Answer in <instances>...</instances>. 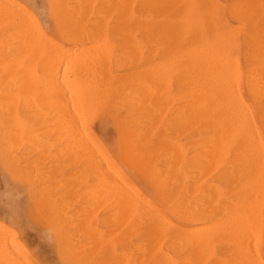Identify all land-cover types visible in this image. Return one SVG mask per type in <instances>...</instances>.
I'll return each instance as SVG.
<instances>
[{"label":"bare ground","instance_id":"1","mask_svg":"<svg viewBox=\"0 0 264 264\" xmlns=\"http://www.w3.org/2000/svg\"><path fill=\"white\" fill-rule=\"evenodd\" d=\"M243 2L246 3H240V6L250 3ZM48 3L49 22L45 26L46 24L39 23V20L34 22L33 18V21L27 22L26 16L29 9L25 8V5L0 0V66L2 65L4 68L7 65L6 70L14 75L18 73V77L25 75L28 70L31 71L32 69L33 71L34 67L32 68L31 65H29L28 70L26 69L29 63L28 60L26 67L19 68L17 64L23 58V52L30 51V49L25 50L26 47L28 48L29 45L37 47L38 51L34 50L36 47H33L34 49L30 47L31 53L33 51H35L34 53H40L38 63H40L41 76H37L39 81L35 79L39 83V90L37 91L34 86V92L40 91L38 94L43 96L44 102L49 105L48 110L44 107L46 111H44L45 109L41 110L43 106L39 107L42 111L39 112L44 114L43 119L46 116L50 119V121L45 119V122L49 121L48 124L51 126L44 125V122L42 129L46 131L44 127H47L51 130L53 135L50 134V131H46L49 139L50 136H55L60 141H62L61 139L67 140L69 144L79 145L80 148V145L84 146V144L86 145L87 142L90 143L94 139L88 127L89 117L95 112L116 111L120 105L125 106L126 115L118 119L120 128L125 134L119 155L131 167L142 171L153 186L155 202L142 196V193L135 189L121 173L116 174L117 182L115 183L110 178L114 169L112 167L113 160L107 158L104 159V162L102 161L104 163L102 165L104 172L103 195L108 199H116V205L119 206L117 212L119 213L120 208L123 217L128 213L139 224L140 222L148 223L147 233L149 239H147L151 244L150 249L147 247L148 252L145 251L147 253V256H145L147 257L146 262L142 260L133 263L129 257L120 254L110 255L107 259L104 256L106 260L103 259V261L105 260V264H200L201 250H203L201 248L203 243L210 238V236L209 238L205 237L207 232L203 234L208 225L200 227L203 214L200 196L198 197L197 172L202 167V163L204 161L205 163L225 161L228 165L225 170L228 177H240L241 182L239 183L250 190L254 186L253 191H255L256 185L259 186L257 182H260L261 177L264 176V138L260 130L261 127L264 129V14L247 13L242 10L243 8L240 11L237 10L233 13V16L240 22V27L233 30V28H230L231 25L228 27L226 24H219L217 16L195 10L192 0H48ZM176 4L182 6L180 11L173 10ZM93 13L94 15L91 16ZM31 15L33 16L32 13ZM236 25L238 26V24ZM155 33H158V39L163 38L165 41H160V46L165 43L163 47L166 48L164 50L167 49L168 53L170 52V57L166 61L162 60L163 65L160 63L153 65L149 62V58L145 53L147 62L143 68L134 69L124 76L116 74L110 69L111 61L120 55L125 56L136 49L148 48L149 43L154 38L152 35H155ZM87 41L92 42L91 47L90 45L88 46L90 48L83 46L84 49L78 53L76 51L77 54L75 53L74 60H71L69 54L72 49L70 51L64 45L74 43L79 46L84 45ZM242 43L243 49L240 47ZM167 51H165V54H167ZM241 51L247 61L245 68L242 67L236 55L237 52L241 53ZM25 52L24 56L26 57ZM11 55L18 57L15 58L17 62L12 61L10 63L11 58H14L10 57ZM37 56L39 57V55ZM30 58V61L33 60L32 57ZM35 62L33 61V66L37 64L36 58ZM64 63H66V66L68 65L69 70L62 74L60 73V67ZM14 64L19 68V70L16 69L18 72L14 71L16 68H14ZM21 70H24V72L22 73ZM29 71L25 76L31 73ZM9 72L7 75H10ZM4 77L9 79L14 76L9 77L2 74L1 79H4ZM6 79L5 81L8 80ZM25 79L26 82L29 79L27 86L30 85L31 78L27 77ZM121 80L122 83L120 84L119 81ZM1 81L4 85V81ZM13 81L16 82V80ZM12 82L11 85L16 84L14 82L12 84ZM243 83L248 89L251 103L243 96L241 90ZM31 85L35 84L31 83ZM12 88H9V90ZM28 88L25 86L26 92ZM20 91L22 92V90ZM31 91L33 90L28 91L27 94ZM35 93L31 96H35L37 94ZM10 94L11 99L16 100L18 95L16 96V93L15 95H13L14 93ZM3 95L0 92V143H7L10 139V133H13L12 129L17 126L16 128L21 132L20 129L25 126L26 119L24 122V119H20L16 114L17 125L13 126L10 132L11 125L9 126V123L14 122L12 118L11 121L9 119L12 116L10 113L12 110L9 104L3 103ZM30 97L28 96L27 100ZM30 99L32 100V98ZM35 100H38V98ZM159 100L164 102L175 101L177 103L176 115L172 119L173 127L181 131L191 132L190 136L192 138L189 144L176 141L168 143L167 148L171 158V167L163 172L154 169L153 162L155 163V161L149 155L148 140L145 137L147 128L151 124V119L146 117H152L153 108ZM11 102H13L11 106L16 108L17 103L15 101ZM12 109L14 115L16 112L14 108ZM37 112L32 111L31 108L30 113L35 114ZM36 116L34 115V117ZM39 117H36L38 122L37 120H34L36 123L32 121L35 123V127H38V124L41 123ZM26 124L28 125V123ZM32 126L34 128V124ZM29 128H32L31 125ZM35 129H33L34 132ZM27 130L28 132L24 129L30 140L29 136L36 132L33 133L28 128ZM42 130H40L41 132L38 130V132L42 133ZM19 131L17 130V133ZM20 132L17 134L18 137L21 134ZM36 138H34L35 141ZM43 139L45 140V137ZM43 139L41 141L44 142ZM47 139L46 136L45 141L51 140ZM202 139H205V144L202 143ZM31 141L33 140L31 139ZM200 141L202 146H200ZM18 145L17 147H19ZM88 145L90 144L83 147L85 151H88L86 149V147H89ZM103 157L105 156L103 155ZM116 175L113 176L116 177ZM263 178L262 180H264ZM255 180H257V184L254 182ZM260 183L261 186L264 185V182L263 184L262 181ZM257 186L256 192H252V194L259 192ZM210 189L212 188L210 187ZM209 192L212 191L209 190ZM260 192L262 196L264 192L262 190ZM246 196L243 199H247V201L244 202L245 200L242 199L241 201L244 203H237L239 204L238 206L236 204L238 209L234 211L237 213L239 206H241V212L237 214L242 213L243 216L240 215V218L243 217V219L239 220L246 221L247 224L239 222L247 227L250 222H253L252 219L255 218L254 214L257 211L253 209L255 206H250L251 201L257 200L258 195L257 198L252 196L253 199L249 195ZM248 197L251 199L249 202ZM108 199H105L106 202H108ZM234 202L236 203V201ZM245 203H247L246 206L251 207V211H248V208L246 211L244 209L245 212L242 210L246 207ZM255 203L253 202V204ZM57 207L59 208V206ZM256 207L258 209V206ZM106 211H108L107 208ZM231 211L233 214V209ZM243 213H247L250 219H247L249 217L245 218L247 214L244 215ZM122 214L120 216L118 214L119 217H116L120 218ZM128 214L125 216L127 217ZM237 214L232 215L233 218L229 214L231 221L227 218L232 225L238 221L239 216ZM234 218L237 220L232 223ZM121 219H117V222ZM212 224L215 225L214 222ZM231 224L227 223L230 228L232 227ZM205 226L207 227L205 228ZM229 227L227 228L229 229ZM211 228L213 229L214 226H211ZM221 230H218L219 233H224ZM4 235L6 237L8 234L0 235V259L6 261L7 264H29V260L24 262L19 260L21 257L16 259L18 250L14 249L16 251L14 253L12 247L9 249L13 251L14 256L12 251L8 252L7 248L10 246L5 244V242L7 243V237L4 238ZM23 249L26 250L24 246ZM72 258L74 257L72 256ZM88 258L90 257H86V259ZM83 259L85 258L82 257L80 260ZM4 261L3 264H5ZM68 263L70 264V262ZM71 263H74V261L71 260Z\"/></svg>","mask_w":264,"mask_h":264},{"label":"rangeland","instance_id":"2","mask_svg":"<svg viewBox=\"0 0 264 264\" xmlns=\"http://www.w3.org/2000/svg\"><path fill=\"white\" fill-rule=\"evenodd\" d=\"M192 1L195 6L194 7L195 10L208 12L217 16L219 24H226L228 25V27L231 25L230 28H233V30H237L240 27L239 26L240 22L238 21V19H236L233 16L234 15L233 13L237 12V10L240 11V9L243 8L242 10L247 13L264 14V0H254V1L253 0H242V1L241 0H204L203 2L201 0H192ZM243 1H247L250 3L248 5H244L245 7L240 6L241 4L246 3ZM8 2H12V4L13 3L21 4L22 6L25 5V8L29 9L28 11L27 10L26 11L28 12V15L30 17L27 15V12L25 13L28 16V17L26 16L27 22L33 20L34 22H36V20L39 21L42 20L43 24H46L45 26H47L49 22L48 0H13V1L8 0ZM196 2L198 3V5ZM14 7L16 8L15 5ZM180 9H182V6H180V4L178 5L176 4L173 8V10H179V11ZM216 9L218 12L216 11ZM31 13L33 14V16L31 15ZM93 15L94 13L91 14V16ZM236 24H238V26ZM50 34L52 33L50 32ZM155 35H152L155 39L152 38L151 43H149L148 48L150 50L148 48H139L132 51L130 54L125 55L129 57L120 55L118 58L113 59L111 61L110 69L113 70L114 73L124 76L130 73L134 69L143 68L147 62L145 58L146 57L145 53L147 54L150 63H152L153 65L159 63L163 65L162 60L166 61L170 57V52L168 53L167 49L164 50L166 48L163 47L165 46V43H162V46H160L161 42H163L164 39L163 38L158 39L157 37L158 33H155ZM157 39L159 40L158 42L160 41L161 42L158 43L156 41ZM89 45L91 47L92 42L87 41L86 43H84V45L82 44L79 46H76L74 43H67L64 46L69 50L72 49V51L70 50L71 53L69 54V56L71 57V60L72 59L74 60L73 57L76 56L75 55L76 51L78 53L80 52V50H83L84 47L90 48L88 47ZM73 46L75 48H72ZM30 47L31 45H29L28 48L26 47L25 49V50L30 49V51H26V52L24 51L26 53V57L24 56V52H23V56H22L23 58L20 60V62L18 61V64L16 63L19 68H23L26 67L25 65H27V60H28L29 63L26 69L27 70L29 69V65H31L32 68L34 67L33 71L32 69L31 71L28 70L29 72H31L29 73L28 76H25L27 75L28 71L26 72L25 75L23 74L20 75V77H18V73H15L17 75L16 76L13 73H10L8 70H6L7 65H5L4 68L2 67V65L0 66V84H1L0 92L4 94L3 95L4 100L2 99V101H4L3 103L9 104L11 110L13 111L12 108H14V111L16 112V113L14 112L15 113L14 116L11 111L10 113L12 114V116L10 118L8 117L10 121L12 118L13 121L15 122V123L12 122L13 125L9 123V126L11 125L10 132H11V128L17 125L15 120L16 114L20 117V119L23 118L24 122L26 119L25 126L20 129L22 130L21 132L19 131L18 128H16L17 126L14 127L12 129L13 133H10V139L12 137L13 138L11 140L9 139L7 143H0V148L2 147L0 149V156H1L0 157V230H2L0 232V235L8 234L6 236L7 243L5 242V244L10 246V247L8 246L9 248H7L8 252L14 249L18 250L20 254L19 252H16L14 250V253L15 252L16 254L18 253V257L16 255L15 258L17 257L16 259H18L19 257H21L23 259L20 258L19 260L24 262H26L25 260H27V262L29 260L28 262L29 264H69L68 262H70V264H75V263L83 264V261L84 264H105V260L108 258V256L114 254L124 255L127 258L129 257V259L133 263L135 262L138 263L142 260L146 262L147 257L145 256H147L146 252H148L147 247H149V249L151 247V244L148 241L149 239L147 233V229L149 228L148 223L140 222L139 224L128 213H126L128 214L127 217L125 216L126 214L123 217V214L120 213L121 211L120 208H119V213L117 212L119 206H117L118 204L116 205L117 203L116 199L114 198L108 199L105 195H103L104 172L102 165L104 164L103 162L107 158H109L113 160L112 167L114 168V169L112 168L113 169V171L111 172L112 177L110 176V178H112V180L115 183L117 182L116 174L121 173L122 175H124V177L127 178L130 184L134 186L135 189H137L140 193H142V196H144L148 200H151L152 202H155L153 186L149 181V179L147 178V176L142 171L134 169L128 163L123 161L119 155L121 149V143L123 142L125 134L124 131H122V129L120 128L118 119L119 118L121 119L126 115L127 112L126 107L120 105L119 109L117 108L116 111L95 112L91 117H89L88 127L92 132V136L94 137V139L93 141H91L93 142V144H91V142L90 143L87 142V144H90L88 145L89 146L88 148L86 147L88 151L87 150L85 151V148L83 149V147L86 146L87 144L86 145L84 144V146L80 145V148L82 146V149L80 150L79 145H74L73 143L69 144L67 140L64 139H61L62 141H60V139H58L55 136L51 137L50 134L53 135L51 133V130L47 129V127H44L46 131L47 130L48 132L50 131L49 134L51 139L50 140L47 135V132L44 130L46 132L45 134V132L42 130L44 125L51 126L50 124H48L50 119L47 118V116L46 118L44 117L43 119L42 116L44 114L40 113L45 108L46 109L49 108V105L47 102H44L43 96H40L38 94L40 91L37 92L39 90V83H37V81L39 80H37L38 79L37 76H41L40 63H38L40 61V53L37 52L34 53L35 51H38L36 46L31 47V48L36 47L35 49L33 48L35 51H33L32 49L33 52L31 53ZM240 47L241 49L244 48L243 43ZM165 51H167V54H165L166 53ZM37 55H39V57ZM236 55L240 60L242 67L245 68L247 61L244 53L241 51V53L237 52ZM14 56L11 55L10 57H14ZM30 57H32L33 60L30 61L29 60L31 59ZM15 58L18 57L11 58L10 63L12 61L17 62V60L15 61ZM35 58L37 60V64L33 66V61L35 62ZM23 61L26 64H24ZM133 61L134 63L132 64ZM64 64L60 67V73L62 74H64V72L69 70L68 65L66 66V63ZM17 65L14 64V68L16 67L14 71L16 69L19 70V68H17ZM21 65L23 66L21 67ZM37 65L39 68L37 67ZM26 69L24 70L26 71ZM17 70L15 72H18ZM24 70H21L22 73L24 72ZM8 72L10 73V75H7ZM2 74L4 75L6 74V76L9 77L11 76L14 77L9 79L7 77L8 80L6 79V77H4V79H1ZM27 77L31 78L29 83L30 85L31 83L35 84L33 86L31 85L33 89L32 87L30 88V85L27 86L29 81V79H27L26 82L25 78ZM18 78H21L20 80H22L23 82L20 81ZM39 78L41 79V77ZM5 79L7 81H5ZM35 79L37 81H35ZM1 80L4 81V85H2L3 83ZM13 80H16V82ZM31 80L34 81L31 82ZM12 81L16 84H13ZM11 82L13 85H11ZM119 83L121 84L122 80L119 81ZM36 84H38L37 85L38 87L36 86ZM25 86L26 88L28 87L30 88V89L28 88L29 90L27 89V92L30 90L33 91L27 94L25 90ZM34 86L37 88L36 91L37 94L34 92ZM9 88L12 89L9 90ZM20 90H22V92ZM241 90L244 98L249 103H251L252 100L245 83L241 85ZM10 93H14L13 95H15L16 93V96L18 95L19 97L15 96L16 100L11 99L12 96L10 97L11 95ZM34 93L38 96L36 95L31 96L34 95ZM28 96L29 97L31 96L30 98H32V100L29 98L28 101L27 100ZM34 97H36L35 99L38 98L39 101L35 100ZM11 101H15V103H17L16 108L11 106L13 105V102ZM42 106L43 108H41L42 110L41 111L39 107ZM31 108L32 111L35 110L36 112L37 111L40 112L39 113L37 112L35 114H33L34 112L30 113ZM176 108H177V103L175 101L164 102L162 100H159L155 105V107L153 108L152 117L151 116L146 117L151 119V124L149 125V128H147V131L145 133V137L148 140V152L150 157L155 161V163L153 162V165L155 166L154 169L160 170L162 172L165 169L167 170V168L170 169L171 167V158L167 148L168 143L170 141H176V142L189 144V142L192 139L190 136L191 132L181 131L176 127H173L172 119L174 115H176ZM23 109L28 113L21 112L24 111ZM46 109L44 111H46ZM34 115L40 116L39 122L41 123L38 124V127L40 129H37L38 127H35V123H36L35 121L38 118L36 119L37 116L34 117ZM155 115L157 118L156 117L154 118ZM45 119H48L49 121L45 122ZM32 121H34L35 123H33ZM26 123H28V125ZM29 124L31 125L32 128H33L32 125L34 124V128L37 129V132L35 129L36 133L33 131L34 128L33 129L29 128L30 127ZM27 128L30 129L31 132L33 131V133H35L32 136H29L30 140L26 134L28 132ZM15 129H17L21 133L19 134V137L17 135L19 132L17 133V130ZM24 129L27 132L24 131ZM38 130L39 131L42 130V133H39ZM260 130L264 138V129L261 127ZM30 133L28 134L30 135ZM46 136L50 141H45ZM20 137H23L25 140ZM26 137L28 140L26 139ZM31 137L34 138L37 137L36 141L34 138ZM44 137L45 140L43 139ZM38 138L39 140H37ZM56 138L58 139L57 141L59 142L56 141ZM20 139H22L23 142ZM31 139L33 141H31ZM41 139H43L44 142L41 141ZM201 141H203L202 143H204L205 139H202ZM201 141H200V146H202ZM65 142L66 144H64ZM17 145L19 147H17ZM103 155L105 157H103ZM204 163L205 161L202 163V167L197 172L198 175L197 179L199 182L198 197L200 196L199 199L202 204L201 207L203 214L202 215L203 221L201 220L202 222L200 227H204V225H208V227L205 226V228L207 227L209 232L206 228L203 234L207 232V236L205 235V237L209 238L210 236V238L209 240L203 243V247L201 248L203 250H201L200 264H264V194L262 193L261 196V192H260V190L264 192V185L261 186L260 183L262 181L263 184L264 180H262V178L264 176L261 177L260 179L261 181L259 180L260 182H257V180L254 181L255 183L257 182L259 185V186L256 185L259 189L258 190L259 192L256 193L258 195L257 200H259V202H257V200L255 199H254L255 201H251V199L248 197V202L249 201L252 202L250 206L251 207L252 205L255 206L253 209L257 211L255 212L256 214H254L255 218L254 219L251 218L253 222L252 223L250 222L249 224L250 226L247 225L246 227L239 222V221L241 222L243 221V220H239V219H243V217L240 218L241 216H243L242 213L240 214L241 216L238 215L241 212L240 211L241 206H239L240 208L239 211L237 212L238 214L235 213L236 211L234 210L238 209L237 206L239 204L237 203H241L242 202L241 200L245 198L246 195L250 196L252 192H256L257 190L256 186H255V191H253L254 186L252 187L253 189L251 188L250 190L246 186L239 183L241 182L240 177L237 176L228 177V173L225 171L228 168V165L227 163H225V161H222L221 163L218 162L213 163V161L212 163L209 162L213 165L209 164L208 162H206L205 164ZM206 169L208 170L210 169L209 172L208 170L206 171ZM113 175H116V177ZM210 187L212 189H210ZM209 190L212 192H209ZM253 194L256 195L255 193ZM253 194L252 196H254ZM103 196H105L106 198ZM256 196H254V198ZM238 198L241 199L239 200ZM17 199L21 202L20 212H15L13 210V205L16 204ZM105 199H108L107 200L108 202H106ZM234 201H236V203ZM243 201L246 202L247 199H243ZM253 202L254 203L256 202L258 204L255 203L256 204L255 205L253 204ZM247 203H245V206ZM248 205L244 207L242 210L244 211L245 209L246 211V209L248 208L247 210L249 211L251 207L249 206L250 207L249 208ZM57 206H59V208ZM256 206H258V209ZM106 208L108 211H106ZM230 209L231 210L233 209L234 211L233 214L231 213L232 211ZM253 211L252 213H254ZM117 213L119 214V216L122 214V217H120L122 219L118 220V222L117 219L120 218H117L119 217L117 216L118 215ZM229 214H231V217L232 215L234 216L236 214L239 216L238 221L234 225L230 223L231 219L229 218L230 217ZM248 214L250 215L249 212ZM248 214L245 215V218L249 217ZM207 215L208 217H206ZM113 216L115 217L117 216V217L115 218ZM238 216L235 217L237 218ZM250 216L252 217V215ZM227 218H229L230 221ZM236 218L233 219L234 221H232V223L235 222V220H237ZM247 219L249 220L250 217ZM122 220H126V221H122ZM213 222L215 223V225L212 224ZM227 223L231 224L232 227L230 228L229 227L230 225H227ZM242 223L245 224L246 221ZM217 225H219L220 227ZM211 226L212 227L214 226V228L212 229ZM226 226L229 227V229ZM217 228L218 230L222 229L224 233L220 234L219 233L220 231H218ZM215 229L217 230V232ZM215 234L216 236L218 235V237L214 236ZM6 237L4 235V238ZM212 237L215 238L216 240L215 239L213 240ZM23 246L27 251L23 249ZM10 248L12 250H9ZM27 252L29 253L27 254ZM14 255L15 254H13V256ZM72 256L74 258H72ZM85 256L90 258L86 259ZM104 256L106 259L104 258ZM82 257L85 258L86 260L83 259L81 261L80 259H82ZM97 259H99V261H97ZM103 259L105 260L103 261ZM71 260L72 262L74 261V263H71ZM3 261H4L3 259H0V264L1 263L3 264ZM4 263L7 264L6 261H4Z\"/></svg>","mask_w":264,"mask_h":264},{"label":"snow or ice","instance_id":"3","mask_svg":"<svg viewBox=\"0 0 264 264\" xmlns=\"http://www.w3.org/2000/svg\"><path fill=\"white\" fill-rule=\"evenodd\" d=\"M39 23L42 24L43 21L41 20V21H39ZM20 204H21V202L17 199L16 204L13 205V210H14L15 212H20V211H21Z\"/></svg>","mask_w":264,"mask_h":264}]
</instances>
